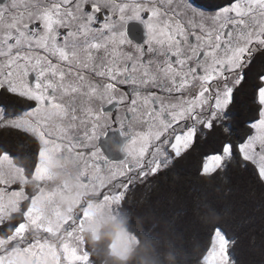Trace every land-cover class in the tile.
<instances>
[{"label":"snow or ice","instance_id":"1","mask_svg":"<svg viewBox=\"0 0 264 264\" xmlns=\"http://www.w3.org/2000/svg\"><path fill=\"white\" fill-rule=\"evenodd\" d=\"M133 21L143 43L129 38ZM258 56L264 0L211 12L195 0H0V95L22 105L0 104V132L32 142L18 155L0 146V264H155L164 237L130 220L128 193L210 135L204 177L236 162L264 186V70L244 133L233 138L227 123ZM113 101L131 115L113 121ZM114 122L126 137L119 159L98 144ZM230 240L214 226L198 264H234Z\"/></svg>","mask_w":264,"mask_h":264},{"label":"trees","instance_id":"2","mask_svg":"<svg viewBox=\"0 0 264 264\" xmlns=\"http://www.w3.org/2000/svg\"><path fill=\"white\" fill-rule=\"evenodd\" d=\"M198 1L210 8L225 2ZM262 70L264 58L258 56L243 86L235 92L229 116L233 138L244 133L249 119L255 115L253 85ZM0 101L13 108L15 99L5 101L0 95ZM215 136H220L219 128ZM215 143L212 135L201 138L196 149L151 181L147 190L140 186L131 191L125 211L142 228L159 231L165 240L164 250L171 242L176 264H198L214 226H222L231 238L229 250L234 264H264V186L257 184L252 172L236 162L213 179L204 177L201 162ZM31 144V138L23 140L17 133L0 132V146L17 155L27 152ZM97 261L104 264L102 257L98 256Z\"/></svg>","mask_w":264,"mask_h":264},{"label":"flooded vegetation","instance_id":"3","mask_svg":"<svg viewBox=\"0 0 264 264\" xmlns=\"http://www.w3.org/2000/svg\"><path fill=\"white\" fill-rule=\"evenodd\" d=\"M195 3L200 8L205 9L206 11H209V12L214 11L215 8H216V6L213 7V8H210L208 5L200 3L198 0H195ZM133 25H135V29L136 30H138V29L141 30V33H139V32L136 33V31L130 30L129 31V38L133 40L134 44L143 43V40L146 38L145 37L146 30L144 29L143 25H140L138 22H134V21L133 22H129V29H133ZM133 87L134 86L130 85V84L118 85V88L122 92L128 93L129 97H131V95H132ZM152 91H156L157 93H159L158 89L148 88V89L142 90V95H147L149 92H152ZM235 92H234V95H235ZM3 98H4L5 101L11 99V97H8V96H3ZM0 104H5V102L0 101ZM12 106H13V108H10L12 110L19 111L22 108L21 103L19 101H17V100H15L13 102ZM104 107H105V111H107L108 113H110L112 115L113 121H115V119H116V117L118 115L119 116H130L131 115L130 113H126L125 112L124 107L122 105H120L118 103V101H113L112 104H106ZM228 111L230 112L231 108H229ZM227 123L229 124V118H228V122ZM118 128H119V124L114 122L112 124V127L107 130L106 134L105 135H101L99 137V140H98L99 147L104 152V154L106 156H108L109 158H113V159L122 158L123 152H122L121 149H122L123 143L126 140V137L121 136L119 131H116V129H118ZM101 143L106 144L107 147L106 146L103 147V144H101ZM110 144H113V146H116L115 148L118 147L117 145H120L121 146L119 148L120 149L119 150L120 153H118V154L117 153H111L112 148H109V147H112V146H110ZM139 187L140 186H137L136 188H139ZM131 193L132 192L130 191L128 193V195H130Z\"/></svg>","mask_w":264,"mask_h":264},{"label":"clouds","instance_id":"4","mask_svg":"<svg viewBox=\"0 0 264 264\" xmlns=\"http://www.w3.org/2000/svg\"><path fill=\"white\" fill-rule=\"evenodd\" d=\"M134 264H152V262L141 256L134 261ZM155 264H176V258L173 254H170V252L165 249Z\"/></svg>","mask_w":264,"mask_h":264},{"label":"water","instance_id":"5","mask_svg":"<svg viewBox=\"0 0 264 264\" xmlns=\"http://www.w3.org/2000/svg\"><path fill=\"white\" fill-rule=\"evenodd\" d=\"M130 30H132V29H130ZM133 31H136V33H138V32L141 33V30H139V29H138V30L135 29V30H133ZM101 144H103V143H101ZM108 145H109V144H108ZM104 146L107 147L106 144H103V147H104ZM110 146H112V147H109V148H112L111 153H117V154L120 153V152H119V150H120L119 148L121 147L120 145H117V146H118L117 148H115L116 146H113V144H110Z\"/></svg>","mask_w":264,"mask_h":264},{"label":"rangeland","instance_id":"6","mask_svg":"<svg viewBox=\"0 0 264 264\" xmlns=\"http://www.w3.org/2000/svg\"><path fill=\"white\" fill-rule=\"evenodd\" d=\"M230 256H231V258H232V255H231V253H230Z\"/></svg>","mask_w":264,"mask_h":264}]
</instances>
